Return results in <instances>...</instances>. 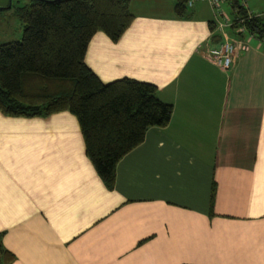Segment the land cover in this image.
Masks as SVG:
<instances>
[{"label": "crops", "instance_id": "obj_1", "mask_svg": "<svg viewBox=\"0 0 264 264\" xmlns=\"http://www.w3.org/2000/svg\"><path fill=\"white\" fill-rule=\"evenodd\" d=\"M256 14L264 0H238ZM129 0L111 41L96 31L84 63L102 81L152 83L171 105L115 164L107 189L84 153L75 117L0 113V234L10 264H264V50L234 18L192 0ZM212 21L213 30L209 22ZM214 35V37H212ZM233 37L228 68L205 51ZM215 193L209 214L211 182Z\"/></svg>", "mask_w": 264, "mask_h": 264}, {"label": "trees", "instance_id": "obj_2", "mask_svg": "<svg viewBox=\"0 0 264 264\" xmlns=\"http://www.w3.org/2000/svg\"><path fill=\"white\" fill-rule=\"evenodd\" d=\"M224 1L240 19L233 27L242 25L264 50V13L248 17L238 0ZM128 3L28 0L14 11L22 25L20 38L0 42V113L24 118L72 114L84 153L107 189L113 187L118 159L142 141L147 128L166 125L171 114V105L157 97L152 83L129 77L102 82L84 63L96 31L115 41L127 28L132 20ZM173 8L177 16L185 15L186 0H175ZM209 26L212 31V21ZM214 193L212 181L209 214ZM12 260L0 238V264Z\"/></svg>", "mask_w": 264, "mask_h": 264}, {"label": "built area", "instance_id": "obj_3", "mask_svg": "<svg viewBox=\"0 0 264 264\" xmlns=\"http://www.w3.org/2000/svg\"><path fill=\"white\" fill-rule=\"evenodd\" d=\"M201 1H206L215 11L216 13L219 15V13L222 15V11L220 9V3L224 0H201ZM192 3V0H186V5L190 6ZM241 4V6L244 8L246 15L249 17L251 15H255L256 13L249 11L245 8V3L244 2H239ZM223 20H216L214 22V29L218 30L219 32H222V28L225 26L228 27H232L234 24V21L237 20L238 22H240V19L238 18H228L223 16ZM235 31L237 34H241L244 33L245 29L242 25L236 26L234 27ZM239 40H236L233 37H229V36H222V40L219 43V45L217 47L214 48H208L205 51V55L206 57L212 61L215 65H217L218 67L222 68V69H226L228 68V66L230 65V63L233 61L234 59V55L237 49H242L244 46L237 45V42Z\"/></svg>", "mask_w": 264, "mask_h": 264}, {"label": "rangeland", "instance_id": "obj_4", "mask_svg": "<svg viewBox=\"0 0 264 264\" xmlns=\"http://www.w3.org/2000/svg\"><path fill=\"white\" fill-rule=\"evenodd\" d=\"M27 2L28 0H0V42L20 38L22 25L14 11L18 5Z\"/></svg>", "mask_w": 264, "mask_h": 264}]
</instances>
